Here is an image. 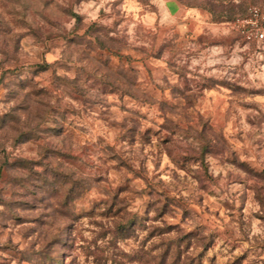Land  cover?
<instances>
[{"label":"rangeland","instance_id":"rangeland-1","mask_svg":"<svg viewBox=\"0 0 264 264\" xmlns=\"http://www.w3.org/2000/svg\"><path fill=\"white\" fill-rule=\"evenodd\" d=\"M162 1L0 0V264H264V0Z\"/></svg>","mask_w":264,"mask_h":264},{"label":"built area","instance_id":"built-area-1","mask_svg":"<svg viewBox=\"0 0 264 264\" xmlns=\"http://www.w3.org/2000/svg\"><path fill=\"white\" fill-rule=\"evenodd\" d=\"M229 25L245 42L264 44V6L250 5L245 14L236 16Z\"/></svg>","mask_w":264,"mask_h":264},{"label":"trees","instance_id":"trees-1","mask_svg":"<svg viewBox=\"0 0 264 264\" xmlns=\"http://www.w3.org/2000/svg\"><path fill=\"white\" fill-rule=\"evenodd\" d=\"M208 4H209V3H208ZM246 11H247V10H245V11L242 12V13L237 14L236 16H238V15H242V14H245ZM236 16H234L232 19H234ZM232 19H231V20H232ZM162 256L165 257L164 255H162ZM178 258H179V255H178V257H177L176 259H173V260H172V263L175 264ZM157 264H163V261L160 260V261L157 262Z\"/></svg>","mask_w":264,"mask_h":264},{"label":"crops","instance_id":"crops-1","mask_svg":"<svg viewBox=\"0 0 264 264\" xmlns=\"http://www.w3.org/2000/svg\"><path fill=\"white\" fill-rule=\"evenodd\" d=\"M163 2V7H164V5H165V8H166V6H175V1L174 0H163L162 1Z\"/></svg>","mask_w":264,"mask_h":264}]
</instances>
